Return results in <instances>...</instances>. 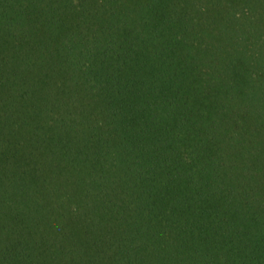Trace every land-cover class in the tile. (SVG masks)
<instances>
[{
  "label": "trees",
  "instance_id": "trees-1",
  "mask_svg": "<svg viewBox=\"0 0 264 264\" xmlns=\"http://www.w3.org/2000/svg\"><path fill=\"white\" fill-rule=\"evenodd\" d=\"M0 264H264V0H0Z\"/></svg>",
  "mask_w": 264,
  "mask_h": 264
}]
</instances>
